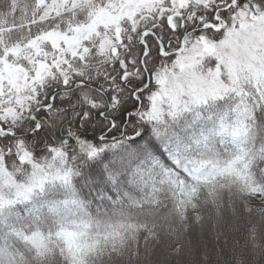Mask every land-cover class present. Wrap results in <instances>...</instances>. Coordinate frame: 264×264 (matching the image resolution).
Segmentation results:
<instances>
[{"label": "snow or ice", "instance_id": "1", "mask_svg": "<svg viewBox=\"0 0 264 264\" xmlns=\"http://www.w3.org/2000/svg\"><path fill=\"white\" fill-rule=\"evenodd\" d=\"M0 264H264V0H0Z\"/></svg>", "mask_w": 264, "mask_h": 264}]
</instances>
